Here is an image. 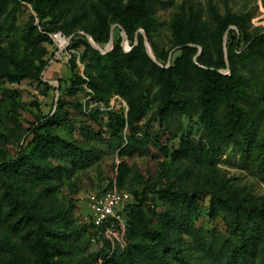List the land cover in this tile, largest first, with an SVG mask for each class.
I'll use <instances>...</instances> for the list:
<instances>
[{"label":"rangeland","instance_id":"rangeland-1","mask_svg":"<svg viewBox=\"0 0 264 264\" xmlns=\"http://www.w3.org/2000/svg\"><path fill=\"white\" fill-rule=\"evenodd\" d=\"M124 1L65 0L58 9L57 20H50V16L40 18L28 1L0 0L1 261L18 258L23 264H34V230L44 226L62 229L68 223V234L52 241L55 257L68 264H102L103 254L114 251L117 264H125L121 254L126 244L142 237L130 227L127 211L138 201L134 191L139 193L144 187L155 209V226L178 212L176 199L163 198L159 191L171 183L174 194L185 189L197 191L192 223L206 240L214 241L229 234L222 212L209 213V192L215 190L242 202L264 196V178L240 163L232 141L223 144L220 154L211 153L198 112L191 117L182 115L183 129L175 135L165 129L157 113L158 85L148 78L140 130L131 136L125 124L121 142L112 134L108 113L126 117L128 104L117 93L102 100L89 86L85 64L91 61L84 55V41L89 42L91 32L98 36L99 41L95 42L104 55L102 63L108 62L105 55L118 40L122 49L129 51L131 39L110 8L111 4ZM190 7L198 12L199 42L189 44L197 51H190L186 57L188 78L194 75L192 63L205 44L211 50L212 61H216L221 42L227 65L219 69L222 73H229L227 46L236 53L246 50L251 41H260L264 46V0H151L141 16L148 18L157 51L166 55L162 61L165 66L181 54L182 45L175 44L174 22L182 13L186 15ZM241 15L245 17L242 30L236 25L225 30L220 27L226 17ZM141 16L130 33L134 43L141 33L146 51L153 53L145 30L139 25ZM102 17L108 22L106 32ZM44 26L59 27L55 31L70 33L65 35L73 39L59 49L43 32ZM153 56L154 59L149 57L158 62ZM125 69L134 77L131 68ZM241 70L250 82V105L256 117V134L260 136L264 133V61L255 59L241 66ZM22 72L26 75L16 80L6 76ZM24 155H31L34 164ZM8 185L27 206L7 193ZM114 187L125 198L121 206L124 227L117 228L112 238L104 232L97 236L89 222L88 195ZM38 214L47 218L40 221ZM106 241H110V246L105 245ZM187 254L191 264H215L201 250L190 248Z\"/></svg>","mask_w":264,"mask_h":264},{"label":"trees","instance_id":"trees-1","mask_svg":"<svg viewBox=\"0 0 264 264\" xmlns=\"http://www.w3.org/2000/svg\"><path fill=\"white\" fill-rule=\"evenodd\" d=\"M25 1L32 3L40 18L50 16V20L54 18L57 20L58 9L65 0ZM150 5L151 0H125L122 4L114 3L110 6L117 22L131 39L132 48L129 51H124L118 40L114 48L105 55L108 62L102 63L101 58L104 55L88 41H84L86 46L84 55L91 61L85 64L89 86L102 100H107L110 95L117 93L122 95L128 104L126 117L108 113L110 131L121 142V132L125 124L131 136H135L140 130L139 121L144 111V97L147 95L144 92L145 79L148 78L149 82L158 85L156 94L160 98V103L157 113L166 130L175 135L177 131L183 129L180 117L182 115L191 117L198 112L197 118L202 125L204 137L208 139L211 153L220 154L223 144L232 141L239 152L240 163L264 178V133L260 136L256 134V117L250 105V82L241 70V66L255 59L264 61V46L260 41H251L247 44L246 50L240 53L232 51L227 46L229 73H222L219 69L227 65L221 42L217 49L216 61H212L211 50L205 44L196 55L195 63H192L194 75L188 78L186 57L190 51H197L189 44L199 42L196 31L198 12L190 7L186 15L182 13L176 18L175 44L182 45L181 54L172 64L165 66L162 61H165L166 55L157 51L150 37L148 18L141 16L142 12L145 13V8ZM140 16L143 18L139 25L144 28L153 54L159 63L149 57L141 33L138 34V40L134 43L130 30ZM100 21L102 29L106 32L107 20L102 17ZM244 21L245 17L242 15L228 16L220 23V27L225 30L229 25H236L242 30ZM58 28L44 26L42 30L48 36V32ZM89 34L95 41H99L96 34L92 32ZM126 66L131 68L134 77L129 76ZM93 70L96 71L95 74ZM25 75L24 72L6 74L10 80H16ZM1 77H3L2 74L0 79ZM24 157L29 163L34 164L31 155H24ZM43 171L41 170V175L44 174ZM167 187L159 191V196L176 199L177 216L170 214L165 223L156 226L153 223L155 209L150 204L151 200L146 193V187L139 193L134 191L138 201L130 205L129 210L127 209L128 222L130 227L142 237L126 244L121 254L125 264H173V262L191 264L187 258L190 248L203 251L206 258L215 264H264L263 195L255 197L253 201L242 202L233 197L222 196L215 190L209 192V213L215 215L217 212H222L229 234L219 241H214L206 240L192 223L191 212L197 209L195 196L197 191L185 189L174 194L171 193L173 183L168 184ZM6 191L18 202L27 206L12 186H6ZM65 214L66 211L61 215L65 216ZM37 218L43 221L47 216L38 214ZM90 226L96 235L95 227L91 223ZM70 230L71 226L68 223H65L62 229H49L45 226L36 228L33 241L34 264H68L64 259L54 256L52 241L68 234ZM183 234H185L184 238ZM105 245L110 246V241H106ZM0 264H23V262L15 258L7 262L0 260ZM102 264H117L114 251L103 254Z\"/></svg>","mask_w":264,"mask_h":264},{"label":"built area","instance_id":"built-area-1","mask_svg":"<svg viewBox=\"0 0 264 264\" xmlns=\"http://www.w3.org/2000/svg\"><path fill=\"white\" fill-rule=\"evenodd\" d=\"M51 38L53 45L57 48H63L68 44L71 36H66L61 31H51L47 33ZM125 198L114 187L106 192L91 193L88 195V204L90 208L89 222L95 227L97 236L102 232L112 238L115 236L116 229H123V216L121 212L122 202Z\"/></svg>","mask_w":264,"mask_h":264},{"label":"water","instance_id":"water-1","mask_svg":"<svg viewBox=\"0 0 264 264\" xmlns=\"http://www.w3.org/2000/svg\"><path fill=\"white\" fill-rule=\"evenodd\" d=\"M88 38H89V42L91 43V45H92L94 48H96V49H100V48H99V45L95 42V40H94L90 35H88ZM147 53H148V55H149L152 59H154L153 53H152L150 50L147 49Z\"/></svg>","mask_w":264,"mask_h":264}]
</instances>
